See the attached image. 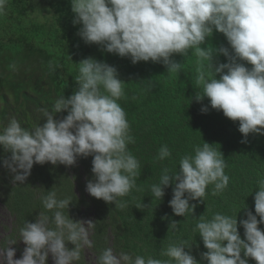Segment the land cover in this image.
<instances>
[{
  "label": "clouds",
  "instance_id": "obj_1",
  "mask_svg": "<svg viewBox=\"0 0 264 264\" xmlns=\"http://www.w3.org/2000/svg\"><path fill=\"white\" fill-rule=\"evenodd\" d=\"M6 0H0V14ZM74 14L72 23L79 25L77 35L86 45H98L103 52L130 58L138 62L162 63L167 72H179L183 63L174 54L186 57L195 50L207 61L197 70L196 82L208 98L211 109L223 112L226 118L238 121V131L247 143L250 134L264 135V0H70ZM215 32L222 33L228 46L202 47ZM223 55L227 62L215 61ZM215 61V62H214ZM78 88L72 95L58 98L55 113L67 112L63 119L44 111L45 122L32 130L23 128L12 118L0 131V148L10 156L0 160L14 183L24 184L35 164L75 166L78 157L92 156L93 178L86 183V191L97 199L118 203L136 187L140 163L127 149L133 142L125 110L117 102L123 92V81L114 65L86 57L79 63ZM247 65H251L248 67ZM219 77V78H217ZM107 93V94H105ZM194 155L181 158L179 172L169 174L162 169L158 184L151 185L152 194L162 199L170 185L172 199L169 206L174 215L185 216L203 202L209 184L213 194L229 185L225 174L226 160L211 144L194 146ZM171 156L167 145L158 152V159ZM254 194V211H246L239 220L244 239L238 231L237 216L216 213L211 219L199 217L196 229L206 252L197 260L186 241L171 244L161 256L169 259L147 260L139 255L113 254L105 248L97 264H264V179L258 182ZM187 194V195H186ZM47 210H55L49 226L47 216L27 221L20 229V241L26 245L22 257L15 259L16 249L11 241L0 248V264H47L51 254L54 264H73L80 258L82 246H92L87 227L91 220L74 221L63 213L70 199H58L55 191L42 197ZM259 217V219L257 218ZM173 221L170 226L175 227ZM71 243L74 247L69 248ZM188 249V251H185ZM243 254V256H242Z\"/></svg>",
  "mask_w": 264,
  "mask_h": 264
},
{
  "label": "trees",
  "instance_id": "obj_2",
  "mask_svg": "<svg viewBox=\"0 0 264 264\" xmlns=\"http://www.w3.org/2000/svg\"><path fill=\"white\" fill-rule=\"evenodd\" d=\"M37 6L45 11L41 17L48 23L39 22L37 16L28 19ZM73 15L70 0H6L0 14V131L12 118L32 130L45 122L44 111L55 115L56 100L78 88L76 77L82 59L91 56L114 65L124 82V94L117 102L125 110L133 138L127 149L140 163L136 187L118 198L124 207L92 197L86 191V183L93 178L92 156L78 157L75 166L35 164L24 184L14 183L0 163V199L16 219L11 237H20L24 224L34 222L39 215L47 216L49 226L55 227L51 223L55 210H47L42 202L49 191H55L58 199H70L69 208L62 210L66 216L79 221L91 214L90 249L97 258L105 248H111L114 255L127 253L133 260L136 255L146 260L169 259L161 252L186 241L191 254L200 260L207 249L196 224L201 215L211 219L216 213L237 216L244 239L239 220L246 218L247 210L255 214L257 182L264 179V135L250 134L248 142L241 143L244 137L238 131V121L210 106L207 113L201 112L209 101L206 97L201 102L195 100L196 94L203 95L196 77L198 68L208 62L195 50L186 57L174 54L173 59L183 63L179 72L169 73L162 63L151 61L132 64L130 58L103 52L95 44L86 45L77 35L80 26L73 25ZM207 46L228 44L222 33L214 31L202 45ZM215 61L227 62L223 55ZM66 115L57 113L55 118ZM204 142L223 154L229 185L213 194L214 185L209 184L203 202L190 201L196 205L193 213L176 216L169 206L174 185L164 189L161 200L152 194L151 185L159 183L164 168L170 175L179 172L181 158L194 155V146L202 147ZM163 145L168 146L171 156L161 161L158 152ZM9 156L0 148V160ZM173 221L177 222L174 228L170 226ZM259 227L264 230V224ZM249 264L256 262L249 258Z\"/></svg>",
  "mask_w": 264,
  "mask_h": 264
},
{
  "label": "rangeland",
  "instance_id": "obj_3",
  "mask_svg": "<svg viewBox=\"0 0 264 264\" xmlns=\"http://www.w3.org/2000/svg\"><path fill=\"white\" fill-rule=\"evenodd\" d=\"M29 2H33V0H28ZM45 11L42 9L41 6H37L35 12L31 14L29 18L37 16L39 22L48 23V21L41 17ZM81 220H91V214L86 213ZM16 219L15 216L12 215L6 207L3 205L0 199V248H6L9 246L11 241H16L15 245H12L16 249L15 259H19L22 257L23 250L26 245L23 241H20V237L12 238L11 235L14 233ZM88 239L90 240L91 234V226L87 227ZM71 248L70 243L67 245ZM47 264H54L51 254H49ZM73 264H97V257L95 253L88 247L84 245L80 249V258L73 262ZM122 264V263H121Z\"/></svg>",
  "mask_w": 264,
  "mask_h": 264
}]
</instances>
